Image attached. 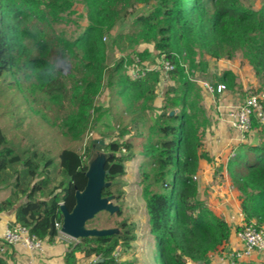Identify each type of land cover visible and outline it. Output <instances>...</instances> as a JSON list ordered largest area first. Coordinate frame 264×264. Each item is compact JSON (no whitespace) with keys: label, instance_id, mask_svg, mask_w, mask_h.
Segmentation results:
<instances>
[{"label":"trees","instance_id":"trees-1","mask_svg":"<svg viewBox=\"0 0 264 264\" xmlns=\"http://www.w3.org/2000/svg\"><path fill=\"white\" fill-rule=\"evenodd\" d=\"M75 1L0 0V78L24 69L27 78L35 77L34 87L51 100H62L63 106L67 103L70 108L62 128L74 139L83 136L92 112L98 115L95 123L111 119L109 129L100 131L102 139L113 137L103 146L107 152L106 182L110 183L103 189V196H114L118 201L123 195L122 189L114 187L121 184L118 179L127 172L126 162L135 157L133 142L127 136L135 130L136 136L145 138L142 153L152 164L154 175L151 180L150 174L144 172L143 196L150 231L163 264H211L210 254L229 241L232 229L198 197L199 184L194 176L200 169V159L210 160L202 150L203 130L210 120L202 105V87L192 76L199 66L206 71L207 56L233 59L240 51L254 74L264 78V2L256 9L254 0H79L87 24L75 39H61L58 53L62 59L53 60L52 43L45 29L36 23L53 27L73 21ZM139 4L150 10L136 15V27L126 37L138 45L153 43L157 58L150 49H137L132 56L121 57L109 66L104 35L123 17L135 14ZM162 57L175 68L170 73L172 84L163 93L161 112L157 113L161 72L151 70L133 79L128 68L137 59L141 63L148 60L149 65ZM71 58L82 68V76L74 79L70 75L73 83L69 85L62 74L67 76L64 72ZM219 82L234 90L237 75L225 70L217 77ZM105 88L122 99L125 111L131 115L129 124L118 127L110 111L96 105V98ZM95 142L93 139L84 153L65 148L56 161L37 149L17 151L0 126V212L14 210V223L27 226L41 239L53 241L58 235L55 224L63 222L61 204L72 211L76 192L87 185V159ZM227 170L241 193L244 223L255 221L264 226V140L260 144H240ZM58 175L61 179L56 183ZM122 214L121 207L116 215ZM116 226L118 230L112 234L83 237L69 245L65 264H78L77 252L96 257L88 264H132L121 260V256L137 238L136 225L123 218ZM0 264H9L7 258L0 255Z\"/></svg>","mask_w":264,"mask_h":264},{"label":"rangeland","instance_id":"rangeland-1","mask_svg":"<svg viewBox=\"0 0 264 264\" xmlns=\"http://www.w3.org/2000/svg\"><path fill=\"white\" fill-rule=\"evenodd\" d=\"M263 2L264 0H254V8L259 9ZM248 3L249 1H247ZM73 10L74 14L71 16L73 21L71 22L57 23L53 27H50L47 23L45 24V22L36 23L37 27L45 29L47 38L52 43L51 58L53 60L58 58L62 59V56L58 53L61 49V39L63 37L75 39L87 24L86 12L83 4L79 0L75 1ZM149 10L150 7L139 4L135 14L129 13L128 16L123 17L111 32L104 35L107 44V64L109 66H114L121 57L132 56L137 49H150L157 58V51L154 50L153 43L138 45L132 43L126 37V34L132 32L136 27L134 21L136 15L147 13ZM34 51L38 53L37 50ZM206 59H209V66L206 71H201L202 66H199V69L192 76L199 85L200 80L216 83L217 77L225 70H232L237 75V86H235L234 90L227 87V91H234V93L240 95L241 99H244L247 89H264V78L257 77L254 74L252 66L240 51L235 54L233 59L222 58L215 60L209 58V56ZM76 61L75 58H71L67 66L68 68L64 72L67 76H63L62 74L63 79L69 85L73 83L70 75H74V79H80L82 76V68L78 67ZM143 63L147 64L148 60ZM153 64L150 63L149 65ZM35 83V77L27 78L24 69L15 74L7 73L0 78V126L5 131L9 142L17 151L22 152L26 148L37 149L45 152L47 155L53 156L58 161L59 154L65 148H75L81 153H84L87 145L93 139H102L100 131L109 129L111 119L104 118L95 123L94 118L98 115L96 112L91 111V119L83 136L79 139H74L72 136L64 134L62 128L66 117L65 115H67L70 108L69 105L65 103L63 106L62 100L61 102L59 100H51L49 95L44 94L40 89L34 87ZM170 84H172L171 78L170 80L162 81L161 77V81L158 84L159 92L163 91L165 93ZM202 92V105L204 106V102L206 101L205 97L210 94L203 89ZM109 93V89L105 88L96 98V105L102 106L103 109H108L112 116L113 124L118 127L129 124L131 115L125 111V105L122 99L116 94L112 95ZM156 112L160 113L161 109L156 110ZM149 124L150 122L146 125L145 132ZM261 134L264 137L263 131ZM127 137L133 142L135 157L126 162L127 172L124 176L119 177L118 180L121 184L114 187L118 190L122 189L123 195H121L118 201L116 199L111 200L115 207H122L123 214L122 216H117L116 212L102 211L90 221L88 227L114 229L118 228L116 225L123 218H128V222H134L136 225L135 232L137 238L132 242L131 249L125 255L122 254L121 260L131 261L132 264H163L158 253L157 241L150 231L146 199L143 196V187L145 184L144 172L150 174L151 180H153L154 175L152 164L148 162V159L144 158L142 153L145 138L136 136L135 130H132ZM112 138L108 137L104 139L105 144ZM104 145L99 146V142H95V147L92 148L87 159L90 165L98 156L102 157L106 155L107 152L103 148ZM57 179L55 181L56 183L61 179L60 175H58ZM197 181H199V176ZM154 189L160 190L158 186H154ZM2 240L0 239V241ZM2 242V245L6 244L4 240ZM190 263L192 264V262Z\"/></svg>","mask_w":264,"mask_h":264},{"label":"crops","instance_id":"crops-1","mask_svg":"<svg viewBox=\"0 0 264 264\" xmlns=\"http://www.w3.org/2000/svg\"><path fill=\"white\" fill-rule=\"evenodd\" d=\"M218 96L208 95L204 102L210 124L203 130L202 150L210 160L200 159V169L197 173L199 176L198 197L205 200L208 206L231 226L232 234L229 241L210 254L211 264H228V253L242 247L237 237V230L244 224V214L241 207V193L234 186L227 165L235 152L234 150L240 144H260L264 137H262L261 130H256L243 138L239 132L221 119L222 111L218 107L220 101ZM223 99L228 104L243 100L238 93L227 90L222 101ZM162 104L163 91L158 93L155 108L161 109ZM14 222V210L0 212V239H2L6 227ZM2 241H0V255L6 257L9 264H65V254L69 251V245L77 244L80 239H73L65 233L58 234L53 241L46 240L44 247L36 251H31L22 245L7 243L2 245ZM76 256L78 264H88L96 259L95 256L89 257L82 252H77ZM251 260L264 261V258L255 255L253 258L243 261ZM192 264L198 263L192 262Z\"/></svg>","mask_w":264,"mask_h":264},{"label":"built area","instance_id":"built-area-1","mask_svg":"<svg viewBox=\"0 0 264 264\" xmlns=\"http://www.w3.org/2000/svg\"><path fill=\"white\" fill-rule=\"evenodd\" d=\"M146 65V67H144ZM173 63L165 57L159 58L153 65L141 63L139 59L128 68V74L133 79L144 76L148 71H160L162 81L170 80V73L174 70ZM202 89L210 95H219L218 107L221 112V119L225 120L230 127L239 132L243 138L254 133L256 130L264 129V89L249 88L245 98L238 103L228 104L222 98L225 95L227 86L223 82L210 83L199 81ZM159 89V88H158ZM158 93H160L158 91ZM255 121L258 127H255ZM195 175L194 179L197 180ZM63 222H57L55 228L58 234H63ZM237 237L242 247L228 253V264H238L244 259L253 258L259 255L264 258V226H259L255 221L241 225L237 230ZM2 239L10 245H22L25 248L36 251L44 247L47 239H41L30 232V229L21 224L13 223L6 227Z\"/></svg>","mask_w":264,"mask_h":264},{"label":"water","instance_id":"water-1","mask_svg":"<svg viewBox=\"0 0 264 264\" xmlns=\"http://www.w3.org/2000/svg\"><path fill=\"white\" fill-rule=\"evenodd\" d=\"M171 114H174V111H171ZM96 142H99V146L105 144L104 139L96 140ZM105 156H98L90 165L87 172V185L83 191L76 192V205L73 210L69 211L64 204H61L63 213L62 231L73 238L104 236L118 230L117 228L99 229L87 226V222L98 213L102 211L114 213L119 210V207H115L111 202L114 196H103V189L110 184L106 182ZM53 232L54 226L51 227L50 234L52 235Z\"/></svg>","mask_w":264,"mask_h":264}]
</instances>
